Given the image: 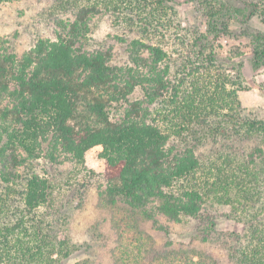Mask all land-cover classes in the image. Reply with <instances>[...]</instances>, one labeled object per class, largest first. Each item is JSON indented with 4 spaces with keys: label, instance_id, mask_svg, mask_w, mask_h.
I'll return each mask as SVG.
<instances>
[{
    "label": "trees",
    "instance_id": "1",
    "mask_svg": "<svg viewBox=\"0 0 264 264\" xmlns=\"http://www.w3.org/2000/svg\"><path fill=\"white\" fill-rule=\"evenodd\" d=\"M171 2L56 0L69 19L55 39L23 55L0 50V264H63L74 253L47 167L65 158L84 170L95 148L112 205L167 234L159 216L197 223L200 240L234 264H264V111L240 100L234 60L244 52L217 50L233 25L264 21V0H207L205 31L178 37L175 50L162 42ZM105 16L125 30L126 65L112 47L91 46L94 19ZM248 35L252 67L264 71V32ZM222 217L244 234L215 238ZM198 255L187 264H219Z\"/></svg>",
    "mask_w": 264,
    "mask_h": 264
},
{
    "label": "rangeland",
    "instance_id": "2",
    "mask_svg": "<svg viewBox=\"0 0 264 264\" xmlns=\"http://www.w3.org/2000/svg\"><path fill=\"white\" fill-rule=\"evenodd\" d=\"M207 0H172L169 10L170 28L163 43L175 50V39L204 32L206 16L202 6ZM56 0H12L0 5V50L9 48L19 55L32 50L40 38L53 40L60 30L59 22L68 16L56 12ZM232 34L224 37L217 48L222 56H230L233 48L239 47L243 56L234 60L244 70L245 90L240 91V100L249 112L264 111V71L254 70L250 62L251 50L248 34L264 32V21L254 19L249 25L235 24ZM123 27L109 16L96 18L93 22L91 46L112 47L114 63L123 66L129 61ZM128 38L133 36L127 35ZM160 40H162L160 38ZM177 57V53H174ZM143 94L136 91L132 99ZM1 103L3 101H0ZM203 148V152L206 151ZM100 149L88 152L84 170L74 167L67 159L57 166L47 167L48 175L58 185L59 201L67 228L62 237L76 246L74 253L63 264H187L189 257L198 260L213 258L219 264H234L227 253L215 242L203 243L196 230L198 224L177 223L159 216L161 225L169 233L155 228L151 222H140L132 218L125 206L112 205L108 196V184L103 177L104 163L99 158ZM42 172V171H41ZM43 173V172H42ZM3 187L0 183V192ZM229 213V207H222ZM242 224L222 217L218 221L215 238L231 242L236 234H244ZM190 261V260H189ZM142 263V264H143Z\"/></svg>",
    "mask_w": 264,
    "mask_h": 264
}]
</instances>
